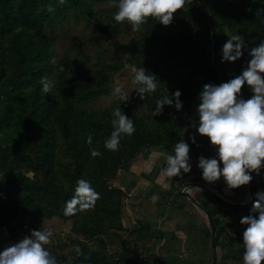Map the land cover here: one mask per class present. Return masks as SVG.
<instances>
[{
    "label": "trees",
    "instance_id": "trees-1",
    "mask_svg": "<svg viewBox=\"0 0 264 264\" xmlns=\"http://www.w3.org/2000/svg\"><path fill=\"white\" fill-rule=\"evenodd\" d=\"M200 1L214 23L213 65L221 82L240 71L233 73L231 67L241 69L239 59H222L228 36H264V0ZM97 4L101 6L94 10ZM115 10V0H0V237L5 232L18 235L42 228L44 220L52 218L72 221L69 250L56 257L59 264H132L138 254L134 255V245L120 236V232H127L122 217L129 196L119 187V172L150 149L172 152L184 124L191 157L197 160L201 154L210 156L202 147L203 140L209 143L208 138L196 135L199 122H194L199 117L197 105L202 85L215 83L206 12L197 0H186L183 9L174 13L170 25L163 27L156 18L149 17L137 29L134 41L120 43L118 35L132 26L127 21L117 22ZM69 16L86 23L104 17L106 23L96 30L106 34L115 51L129 57L106 64L98 58L103 68L92 72L82 67L84 72L73 76L76 61L72 67L70 63H57L53 61L52 49L58 39L57 28L62 29ZM82 59V64L89 61L85 54ZM126 65L144 66L157 74V89L144 96L147 105H155L154 98L180 89L183 107L165 105L162 113L145 115L137 113L126 101L102 110L86 108L89 101L109 92L110 72H118ZM45 75L55 80L54 91H42L41 77ZM174 79L179 83L166 91L167 83ZM196 81L201 85L198 89L192 85ZM242 91L246 97L251 95L247 86ZM116 107L134 119L136 131L130 136L122 133L120 147L110 150L104 142L113 130L112 113ZM92 149L100 154L93 156ZM259 174L252 181L253 199L258 190L264 189V169ZM81 180L87 184L79 185ZM78 186H90L99 196L78 192ZM202 195L205 198L198 201L215 226L222 258L233 252L243 253L244 247L233 249L232 243L239 241H220L224 233L221 207L233 211L240 222L252 202L231 207L211 195ZM71 201H75L76 210L66 213ZM85 202L90 206L81 207ZM148 229L145 223L138 222L128 233L136 232L135 241L138 238L145 247V238L150 236ZM200 233L210 237L207 227L201 228ZM107 236L121 240L120 256L107 254ZM75 245H79V253ZM154 264L164 263L158 259ZM238 264H243V260Z\"/></svg>",
    "mask_w": 264,
    "mask_h": 264
},
{
    "label": "clouds",
    "instance_id": "clouds-1",
    "mask_svg": "<svg viewBox=\"0 0 264 264\" xmlns=\"http://www.w3.org/2000/svg\"><path fill=\"white\" fill-rule=\"evenodd\" d=\"M114 19L117 22L127 21L134 29H139L149 17L156 18L168 26L172 23L174 13L183 9L186 0H115ZM222 59L224 61H241V69L220 83L207 82L202 85L197 105L199 123L196 132L208 138L215 155H199L197 167L201 170L206 182H215L223 178L226 185L239 188L249 185L253 173L259 174L264 169V36L246 39L240 33L228 36L223 43ZM134 76L132 82L141 98L147 93L155 92L158 87L157 74L144 66H131ZM42 91L48 92L53 86L52 79L41 77ZM247 86L250 96H245L242 89ZM113 93L119 99L128 100V94L120 87ZM182 91L176 89L171 94L156 100L154 113H162L165 105L183 107L180 99ZM113 130L105 140V147L117 150L120 147L121 134L132 135L136 131L135 122L121 107L113 109ZM91 136L88 142L91 143ZM195 143V134L191 137ZM191 144L178 140L172 152L166 156V166L162 171L169 177L182 176L192 171ZM100 153L92 149V155ZM86 185V181H79ZM199 187V186H192ZM78 192L87 191L98 197L90 186H78ZM179 192V191H178ZM178 194V193H177ZM129 197L131 194H127ZM247 215L240 219L244 226L242 244L244 247L243 264H264V189L258 190ZM156 198L155 196L153 197ZM75 201L65 208L66 213L75 211ZM88 203L81 207L87 208ZM52 228H32L21 238L7 242L0 247V264H59L52 254L49 243L52 240ZM79 253V245L74 246Z\"/></svg>",
    "mask_w": 264,
    "mask_h": 264
},
{
    "label": "rangeland",
    "instance_id": "rangeland-1",
    "mask_svg": "<svg viewBox=\"0 0 264 264\" xmlns=\"http://www.w3.org/2000/svg\"><path fill=\"white\" fill-rule=\"evenodd\" d=\"M101 5L95 6L94 10ZM106 6H102L104 8ZM106 23V19L104 17L96 19H91L89 23H86L84 20L79 19L77 21L73 20L71 16H69V21L67 24L63 23L62 29L56 30V34L58 35V39H56L53 43V61L57 63H70L69 66L72 67L74 61H76L74 68L72 70V75L76 76L79 72H84L82 67H87L92 72L96 69L103 68L102 65L98 62V58H101L104 64L113 62L119 58H127L129 57L128 54L124 52L115 51L113 46L106 36V34H102L100 31L96 30L97 27ZM163 27L165 25H162ZM168 28V27H166ZM138 35V30L134 29L133 27L129 31L121 32L118 37L117 41L120 43H127L129 41H134ZM85 54L89 61L84 62L82 64V55ZM73 60V61H72ZM72 61V62H71ZM91 62V63H90ZM231 71L233 73L238 72L240 69L238 67L233 68L231 67ZM82 70V71H81ZM134 76V72L132 71L131 66L126 65L118 72H110V90L107 94L99 96L97 98L92 99L89 101L85 107L88 109H97L102 110L107 107L119 104L120 102L124 101L119 99L115 93H113V89L115 87H120L126 91L128 94V100L126 103L131 106L137 113L139 114H155L153 109L155 105H147L145 103V98H141L138 95L136 89L139 85H136L132 82V78ZM202 79V77H200ZM54 83L50 89L54 91ZM179 82L177 79L172 80L170 83H167L166 91L169 88L177 85ZM194 89H198L201 87L198 82L192 83ZM137 93V94H136ZM150 95L152 92L149 93ZM154 100H157L154 98ZM191 123H193V118L190 119ZM194 122H199V117L194 119ZM186 125L184 124L182 130L180 131V139H186L188 135V131L185 129ZM196 135L198 133L196 132ZM202 147L205 150L209 151V155H215L213 146L210 143H207L206 140L202 141ZM209 156V157H210ZM29 176L31 174L28 173ZM260 174L253 173V180L255 181L258 179ZM223 179V178H222ZM225 182V181H224ZM242 188V196H246L247 192V185L241 186ZM177 195H175L176 197ZM178 200L186 205L189 203H185V199L180 196H177ZM245 199V197H244ZM244 199L240 198L242 202ZM231 201V200H230ZM135 211V209H134ZM222 213L220 214V225L224 227V233L222 234L220 241L221 242H228V241H239L238 244L232 243L234 246L233 249L242 248V233L244 226L240 224L238 218L234 215L233 211L226 209L225 207H221ZM191 213V209L190 212ZM194 214H190L193 218L194 216L204 225H207V220L205 215L200 211H194ZM148 214V213H146ZM150 214V213H149ZM148 214V215H149ZM138 216V215H136ZM135 216V217H136ZM194 219V218H193ZM202 224V225H203ZM229 224V225H227ZM71 225L72 221H63L59 218H52L50 220H44V224L42 228H52L54 230V234L52 237L51 242L49 243L48 247L50 248L52 254L57 257L58 255L64 254L69 250V238L72 237L71 234ZM201 228L196 226V221L193 220V223L190 227H187V235L185 237H181L180 239L174 237L169 239V242H164V247H157L150 249L147 246H142L138 238L135 241V233L131 234L128 231L132 229H127L126 233H121L120 236L123 240H127L130 242V246L134 245L135 252L134 255L137 253L132 264H152L155 260L154 257L152 258V254L157 252L158 257L161 259V262L164 264H211L212 263V249L210 243V237L207 235H202L200 233ZM25 231H21L18 235H12L10 233H2L3 236L0 237V247H3L7 242L14 241L21 238ZM74 235V234H73ZM136 233V237H137ZM74 237V236H73ZM82 238V237H80ZM106 242H108L109 247H107V254L111 255L110 253H115V257L117 255L120 256L121 250L120 248L123 245L121 240H116L113 236L106 237ZM117 241V242H116ZM88 244L89 241H86ZM168 245H167V244ZM61 244V245H60ZM65 244V246H62ZM144 244V243H143ZM145 245V244H144ZM159 251V252H158ZM222 248L218 246L217 255H218V263L217 264H238L239 261L243 260V253L239 254L237 252L231 253L229 257L222 258ZM235 257H234V256ZM118 257V256H117ZM162 257V258H161Z\"/></svg>",
    "mask_w": 264,
    "mask_h": 264
},
{
    "label": "crops",
    "instance_id": "crops-1",
    "mask_svg": "<svg viewBox=\"0 0 264 264\" xmlns=\"http://www.w3.org/2000/svg\"><path fill=\"white\" fill-rule=\"evenodd\" d=\"M166 156L167 154L159 149H150L146 154L137 157L128 167L123 168L118 177L120 189L131 194L123 207V227L133 229L136 228L138 222L145 223L150 234L145 238V246L150 249L154 248V250L156 247L157 249L164 247V242H169V239L185 237L188 234L187 227L191 226L193 220L196 221L197 227L206 228V224L204 225L195 216L193 219L190 215H196L194 211L198 210L190 204L180 202L177 196L175 197L176 190L182 185L192 181L201 182L213 189L219 196L233 202L246 197L242 196V187L231 189L223 179L211 183L204 182L195 158L191 160L193 167L190 173L177 177L167 176L162 171L166 166ZM202 194L201 191L194 190L191 195L198 200L205 198ZM171 196H173L172 204L167 205L166 199ZM190 209L191 213H189ZM157 254V252L152 254V258L155 259L152 264L160 260Z\"/></svg>",
    "mask_w": 264,
    "mask_h": 264
},
{
    "label": "water",
    "instance_id": "water-1",
    "mask_svg": "<svg viewBox=\"0 0 264 264\" xmlns=\"http://www.w3.org/2000/svg\"><path fill=\"white\" fill-rule=\"evenodd\" d=\"M197 1L201 5V7L203 8V10L206 12V14L208 16L209 26H210V30H211V68L213 71L215 83H220L219 78H218L217 73H216V69L213 65V51H214V44L216 41L214 23H213L212 17L209 14L207 7L203 4L202 1H200V0H197ZM192 186H199V187H192ZM182 187L185 189L180 190L178 192V195L183 197L191 206H193L198 211L202 212L206 217L207 225H208V228L210 231V243H211V249H212V263L211 264H217L218 263V255H217L218 240H217L215 226L212 222V219H211L208 211L203 209L202 206L200 205L199 201L196 198H194L193 195H191L192 191L199 190V191H201L207 195H211L212 197H214L215 199H217L218 201L222 202L223 204H225L227 206L244 207L253 201L252 181L249 183V185H247V192H246L247 194H246L245 199L242 202H233V201H230L229 199L223 198V197L219 196L209 186H207L206 184L201 183V182H196V181L188 182V183L182 185Z\"/></svg>",
    "mask_w": 264,
    "mask_h": 264
},
{
    "label": "built area",
    "instance_id": "built-area-1",
    "mask_svg": "<svg viewBox=\"0 0 264 264\" xmlns=\"http://www.w3.org/2000/svg\"><path fill=\"white\" fill-rule=\"evenodd\" d=\"M220 180H222V178H221ZM183 189H185V188L180 187L178 190H176V191H177L176 193H178V191L183 190ZM172 197H173V196H171L170 198H167V199H166V204H167V205L172 204V201H173V198H172Z\"/></svg>",
    "mask_w": 264,
    "mask_h": 264
}]
</instances>
